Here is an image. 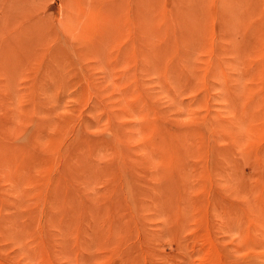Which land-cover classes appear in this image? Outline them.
<instances>
[{
  "label": "rangeland",
  "instance_id": "obj_1",
  "mask_svg": "<svg viewBox=\"0 0 264 264\" xmlns=\"http://www.w3.org/2000/svg\"><path fill=\"white\" fill-rule=\"evenodd\" d=\"M0 264H264V0H0Z\"/></svg>",
  "mask_w": 264,
  "mask_h": 264
},
{
  "label": "bare ground",
  "instance_id": "obj_2",
  "mask_svg": "<svg viewBox=\"0 0 264 264\" xmlns=\"http://www.w3.org/2000/svg\"><path fill=\"white\" fill-rule=\"evenodd\" d=\"M97 6V5H96ZM101 7H102V5H101ZM101 7H99L100 8V11L99 12H97V14H99L98 15V19H99V21L101 22L102 21V23H103V19L102 18H104L105 19V21L108 19V15L110 14V9H109V7H107V8H105L104 7V9H101ZM96 8V7H95ZM103 8V7H102ZM91 12V11H90ZM93 12V11H92ZM91 12V13H92ZM96 14V15H97ZM106 24V23H105Z\"/></svg>",
  "mask_w": 264,
  "mask_h": 264
}]
</instances>
